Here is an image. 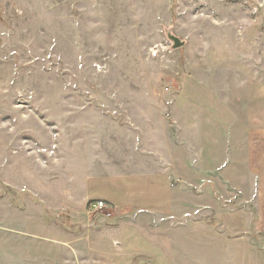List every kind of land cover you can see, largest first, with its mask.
Masks as SVG:
<instances>
[{"label": "rangeland", "instance_id": "rangeland-1", "mask_svg": "<svg viewBox=\"0 0 264 264\" xmlns=\"http://www.w3.org/2000/svg\"><path fill=\"white\" fill-rule=\"evenodd\" d=\"M241 93L242 109H231ZM220 96L227 110L216 109ZM187 104L195 138L246 134L250 119L264 138V0H0V264H98L109 244L94 239L93 251L88 234L115 230L123 263L264 264L256 194L228 187L187 203L218 178L196 143L187 180ZM236 118L242 127L229 126ZM80 183L73 205L57 201ZM119 183L128 200L105 201L112 218L89 214ZM49 232L66 240L34 245L27 234Z\"/></svg>", "mask_w": 264, "mask_h": 264}, {"label": "crops", "instance_id": "crops-1", "mask_svg": "<svg viewBox=\"0 0 264 264\" xmlns=\"http://www.w3.org/2000/svg\"><path fill=\"white\" fill-rule=\"evenodd\" d=\"M222 90H227V87H225ZM221 90V91H222ZM238 90V89H236ZM193 95L196 96L195 92H191ZM242 93L239 98H237L236 103L237 106L230 104L231 109L236 110V109H242V104L244 100H242ZM239 96V94H238ZM223 101V97L220 96L217 99V103L215 104L216 109H221V110H227L225 104L224 106L221 104ZM200 102V101H199ZM252 102V101H251ZM201 104L203 102H200ZM195 104H199L198 102H195ZM187 117H186V135H184V139L187 143V160H186V175H187V180H189V175L193 178L197 169L195 167L196 163V157L194 156V145L196 143H199L200 146H198V151L202 154L201 156H204L205 159L207 155H210V159L208 162V166L210 168L213 167L214 171L217 172L216 175H218L217 179H213L214 183L213 186H210L209 188L207 186L204 187L203 189V195H195L194 191L192 190L190 193L187 192L186 199L187 203H189L191 206L195 205V201L197 205H200V201L204 204L207 200H214V191L216 193V196H221L227 193V188L232 189L235 192L241 193L242 197L247 200L251 201L252 199L259 197L258 201L261 203V205L264 206V138L261 139L258 134H256V131H253V122L252 119H250L249 123H245L244 126L247 128V133L246 134H241V135H230L228 136L227 134H222L219 136L215 137H210L209 135L204 136L203 138H195V132H198L199 128L201 127L200 124L198 126L196 125L197 123L194 120V114L190 113V106L187 104ZM177 107H179V104H177ZM215 109V110H216ZM230 109V108H229ZM237 117V114L235 115ZM242 115L239 114V118ZM257 121V120H256ZM219 123V122H218ZM217 123V125H218ZM233 123V124H232ZM257 123V122H255ZM228 125L225 124L223 125L224 128H226ZM231 127H242L243 122L239 119L234 120V122H231L229 124ZM250 128V129H249ZM226 131V129H224ZM254 132V134H253ZM213 142V145L211 144ZM189 145H191L189 149ZM197 148V147H196ZM82 148H79V151H81ZM175 152V151H174ZM176 155L178 157V150H176ZM198 159V158H197ZM203 166V174H206L209 172V168L207 167L206 161L201 162ZM179 165V164H178ZM12 169V168H11ZM179 173V170H177ZM0 175H2V170H0ZM109 177H111L109 179ZM115 175V173H110L107 175V184L110 182L112 185L116 183L117 178H120V176ZM115 178V179H114ZM92 181V180H90ZM83 183V182H82ZM82 183L77 184L74 192H72L70 189H66L65 192H61L56 194V199L59 203H65L67 207L71 206L74 204L76 201L75 197L73 194L77 196H82ZM85 183H89L87 180ZM84 183V185H85ZM36 188L42 189L44 193L42 195L44 198L46 196L44 195L46 191L49 190V188L44 184L42 185H36ZM87 186L85 187L84 190H86ZM118 189V193L114 192V195L112 196L111 193L105 192V190L101 189L102 194L98 195L100 199L106 201L108 200L112 205L115 207H119L125 204L127 202V196L125 195L126 188L124 186L116 187ZM207 189H209L207 193ZM93 190L94 188H91L89 193L85 194V197L87 198H92L93 195ZM40 194V193H38ZM256 194V195H254ZM179 197V195L175 196ZM177 199V198H176ZM246 201V202H247ZM258 203V204H259ZM214 204V203H213ZM117 207V208H118ZM235 216V217H234ZM234 216H226L223 213L219 214V217L222 221H227L232 222L233 220L236 219V214ZM24 217L27 218L29 222H32L33 220H36L39 223H44L45 221H49L47 215L45 214H40V215H34L31 216L29 214L24 215ZM112 218V217H111ZM51 222V219H50ZM228 225V224H227ZM235 227L241 228L240 225H237L234 223L232 227H229L230 229H235ZM0 229H4V226L0 224ZM66 233L63 232L59 235L54 234V236H51L49 234L52 233H45L43 235L41 234H28L29 239H32L36 242H32L34 245L38 244L40 239H44L42 242H46V238H55L58 240V242L65 241L66 240ZM122 237H125L123 233H120L118 230H115V232H96L92 234H88V238L86 240V243L89 242V248L95 251L94 248L90 246V241L95 239H100V242H104L109 244V250L105 252L104 255V260L101 259L98 264H128L123 263L122 261L125 259L124 257L129 255L127 252L128 249H126V244L125 242H122ZM114 241H117L120 246L119 247H114L112 246V243ZM35 249V248H34ZM61 248H58L60 250ZM63 251H67L66 248H62ZM33 251V250H31ZM129 251V250H128ZM30 264H60V263H50L47 261H41V262H32ZM135 264V263H131Z\"/></svg>", "mask_w": 264, "mask_h": 264}, {"label": "built area", "instance_id": "built-area-1", "mask_svg": "<svg viewBox=\"0 0 264 264\" xmlns=\"http://www.w3.org/2000/svg\"><path fill=\"white\" fill-rule=\"evenodd\" d=\"M88 213L92 215H103L106 218H110L112 216L109 205L103 200L91 202L88 206Z\"/></svg>", "mask_w": 264, "mask_h": 264}, {"label": "water", "instance_id": "water-1", "mask_svg": "<svg viewBox=\"0 0 264 264\" xmlns=\"http://www.w3.org/2000/svg\"><path fill=\"white\" fill-rule=\"evenodd\" d=\"M168 40L173 44V49L179 48L183 45V42L174 35L168 34Z\"/></svg>", "mask_w": 264, "mask_h": 264}]
</instances>
